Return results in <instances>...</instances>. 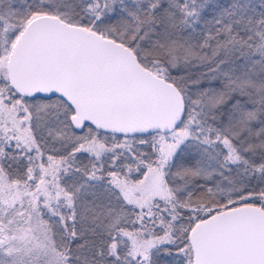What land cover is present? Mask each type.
<instances>
[{
  "label": "snow or ice",
  "instance_id": "6c2138e0",
  "mask_svg": "<svg viewBox=\"0 0 264 264\" xmlns=\"http://www.w3.org/2000/svg\"><path fill=\"white\" fill-rule=\"evenodd\" d=\"M0 264H264V0H0Z\"/></svg>",
  "mask_w": 264,
  "mask_h": 264
}]
</instances>
